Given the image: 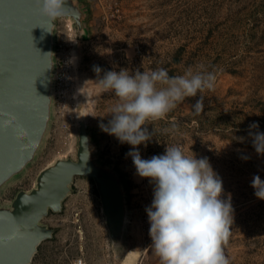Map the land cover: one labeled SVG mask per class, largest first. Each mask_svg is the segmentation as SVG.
Segmentation results:
<instances>
[{
	"label": "rangeland",
	"instance_id": "obj_1",
	"mask_svg": "<svg viewBox=\"0 0 264 264\" xmlns=\"http://www.w3.org/2000/svg\"><path fill=\"white\" fill-rule=\"evenodd\" d=\"M76 2L85 10L87 34L73 43L77 53L73 98L63 112H57L53 102L41 147L0 189V205L10 204L19 190L34 187L38 173L53 160L76 158L80 114L87 118L94 159L115 171L123 183L127 223L114 246L93 179L76 175L61 210H50L41 219L52 232L38 244L28 264H72L79 257L84 264H119L130 248L142 250L138 264H160L151 247L145 211L153 199V186L136 174L126 155L132 146L101 130L100 124L107 125L112 118L117 98L97 91L93 67L103 70L101 77L104 71L122 68L132 74L164 68L170 76H178L199 65L217 74L214 91L203 94L204 111L194 113L199 96L186 98L166 120L147 125L154 135L147 147L138 146L141 158L161 155L167 145H178L198 159L207 157L223 181L222 198L230 195L234 209L232 234L224 247L230 264H264V200L251 187L255 175L264 180V156L256 153L248 134L254 122L264 133V0ZM69 18L58 20L55 41L75 33L66 26ZM77 82L93 90L92 105L75 93Z\"/></svg>",
	"mask_w": 264,
	"mask_h": 264
},
{
	"label": "water",
	"instance_id": "obj_2",
	"mask_svg": "<svg viewBox=\"0 0 264 264\" xmlns=\"http://www.w3.org/2000/svg\"><path fill=\"white\" fill-rule=\"evenodd\" d=\"M65 17L73 21L77 44L87 34L85 10L67 0ZM57 24L44 23L34 0H0V121H7L0 127V189L35 158L49 127ZM77 125L76 158L56 159L38 173L34 187L0 205V264L31 262L38 244L52 232L41 219L61 210L76 175L93 179L114 246L121 240L128 215L123 183L94 159L85 115L77 114Z\"/></svg>",
	"mask_w": 264,
	"mask_h": 264
},
{
	"label": "clouds",
	"instance_id": "obj_3",
	"mask_svg": "<svg viewBox=\"0 0 264 264\" xmlns=\"http://www.w3.org/2000/svg\"><path fill=\"white\" fill-rule=\"evenodd\" d=\"M66 3L67 0H34L40 18L49 27L65 18ZM93 71L97 91L111 92L117 98L110 110L112 118L107 125L100 124L101 130L121 144L132 146L126 155L131 157L136 174L153 186V199L145 211L151 247L160 264H230L224 247L232 234L234 209L230 195L222 198L223 181L209 159L186 155L178 145H167L163 154L142 159L138 147H147L152 140L154 132L150 133L147 125L166 120L186 98L199 96L193 110L201 114L203 94L214 91L216 72L207 71L203 65L195 70L190 66L178 76H170L164 68L142 73L137 70L134 74L122 68L119 72L104 71L102 77L99 66H94ZM6 125L7 121H0V127ZM258 129L254 122L248 134L256 153L264 156V133ZM176 130L173 124L171 131ZM251 187L255 196L264 200V180L259 175L253 177Z\"/></svg>",
	"mask_w": 264,
	"mask_h": 264
},
{
	"label": "built area",
	"instance_id": "obj_4",
	"mask_svg": "<svg viewBox=\"0 0 264 264\" xmlns=\"http://www.w3.org/2000/svg\"><path fill=\"white\" fill-rule=\"evenodd\" d=\"M57 28V27H56ZM75 30V29H74ZM74 32V31H73ZM76 35L73 33L69 39L55 41L56 66L53 75V100L57 112L66 108L73 98L74 91V69L75 64L72 60L74 53ZM74 43V44H73ZM63 112V111H62ZM72 264H84L81 257L73 260Z\"/></svg>",
	"mask_w": 264,
	"mask_h": 264
},
{
	"label": "bare ground",
	"instance_id": "obj_5",
	"mask_svg": "<svg viewBox=\"0 0 264 264\" xmlns=\"http://www.w3.org/2000/svg\"><path fill=\"white\" fill-rule=\"evenodd\" d=\"M69 19L67 20L66 26L68 27L69 31L73 32V30H74L73 29V25H72V22ZM72 58H73L72 60L74 61V64H75L76 60H77V56L74 53L72 55ZM86 87L87 86L84 87V85L82 86L81 82L80 83L77 82V84L75 85V93L78 94L80 92L82 94L83 98H84V101L88 102V103H90L92 105L93 97L91 95H88V94H92L93 90L88 88V87L86 88ZM84 94L86 96H88V99H87V97ZM60 158H62V156H60ZM53 162H54V160L50 164H52ZM142 254H143L142 250H137V249L130 248V249H128L125 252V254L122 257V260L120 261L119 264H138Z\"/></svg>",
	"mask_w": 264,
	"mask_h": 264
}]
</instances>
